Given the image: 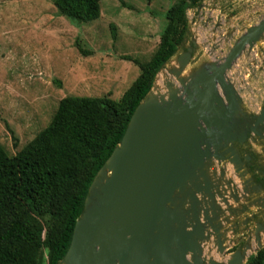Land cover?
Listing matches in <instances>:
<instances>
[{"label":"water","instance_id":"1","mask_svg":"<svg viewBox=\"0 0 264 264\" xmlns=\"http://www.w3.org/2000/svg\"><path fill=\"white\" fill-rule=\"evenodd\" d=\"M262 34L264 19L198 76L186 73L196 42L168 70L174 80L163 71L177 53L164 65L94 178L60 264H246L264 248V188L249 168L253 154L259 156L254 137L263 134L264 108L238 130L226 80ZM158 81L164 83L159 98L153 97ZM244 211L261 215V229L252 230L253 223L244 246L226 253L240 239L234 227Z\"/></svg>","mask_w":264,"mask_h":264},{"label":"rangeland","instance_id":"2","mask_svg":"<svg viewBox=\"0 0 264 264\" xmlns=\"http://www.w3.org/2000/svg\"><path fill=\"white\" fill-rule=\"evenodd\" d=\"M178 1L102 0L100 18L81 22L59 14L52 0H0V142L7 151L14 155L33 140L68 95L119 100L141 72L127 57L152 58L167 11ZM188 17L192 36L163 71L170 80L175 77L168 70L194 42L186 73L198 76L223 62L248 28L264 19V0H205L189 9ZM226 80L236 98V128L247 130L264 108V34L246 46ZM220 92L229 101L227 89L220 85ZM262 130L259 139L250 137L258 140L264 173Z\"/></svg>","mask_w":264,"mask_h":264},{"label":"trees","instance_id":"3","mask_svg":"<svg viewBox=\"0 0 264 264\" xmlns=\"http://www.w3.org/2000/svg\"><path fill=\"white\" fill-rule=\"evenodd\" d=\"M52 1L59 14L81 22L101 16L102 0ZM203 1L179 0L168 9V23L149 61L127 57L141 72L119 100L68 95L50 124L16 154L0 142V264H60L94 178L157 73L189 38L188 10ZM246 264H264V248Z\"/></svg>","mask_w":264,"mask_h":264},{"label":"flooded vegetation","instance_id":"4","mask_svg":"<svg viewBox=\"0 0 264 264\" xmlns=\"http://www.w3.org/2000/svg\"><path fill=\"white\" fill-rule=\"evenodd\" d=\"M244 149L249 150V145L245 147ZM252 160L250 161V171L255 174L254 178L258 183H261L263 188H264V173H262L260 170V165H259V156H256V154H253ZM252 211H244L240 216H238L236 222H235V233L237 236L240 238L239 241L230 249L229 252H234L238 248H241L244 246L245 241L247 240L250 229L252 228V224L254 223L255 229L254 231L261 229L260 228V220H261V215H259L257 212H254L253 214L251 213ZM244 213H247L248 217L244 215ZM252 217V218H250ZM256 221V222H255ZM264 229V227H262ZM241 230H244V233H239ZM243 243V244H242ZM242 244V245H241Z\"/></svg>","mask_w":264,"mask_h":264},{"label":"bare ground","instance_id":"5","mask_svg":"<svg viewBox=\"0 0 264 264\" xmlns=\"http://www.w3.org/2000/svg\"><path fill=\"white\" fill-rule=\"evenodd\" d=\"M255 43L257 44L258 41L255 42ZM160 80H161V79H160ZM161 91H164V83H163L162 81H158V82L156 83V87L154 88L153 97H157V98H159L160 95H161Z\"/></svg>","mask_w":264,"mask_h":264}]
</instances>
